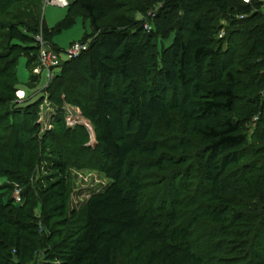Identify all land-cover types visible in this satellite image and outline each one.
Masks as SVG:
<instances>
[{"label":"trees","instance_id":"1","mask_svg":"<svg viewBox=\"0 0 264 264\" xmlns=\"http://www.w3.org/2000/svg\"><path fill=\"white\" fill-rule=\"evenodd\" d=\"M42 1L0 0V264H34L41 247L50 264H217L193 241L201 217L232 242L213 253L247 242L250 264H264V0H69L51 28ZM76 17L92 30L86 50L60 57L37 100L10 105L18 58L32 72L39 32L61 52L52 37ZM45 97L90 122L87 159L110 180L81 211L67 212V168L87 132L60 111L37 139ZM34 154L44 175L32 182Z\"/></svg>","mask_w":264,"mask_h":264},{"label":"rangeland","instance_id":"2","mask_svg":"<svg viewBox=\"0 0 264 264\" xmlns=\"http://www.w3.org/2000/svg\"><path fill=\"white\" fill-rule=\"evenodd\" d=\"M68 3L69 0H63ZM92 3H94V0H91ZM58 0H55L53 2L52 0H43L42 1V15L44 22L48 27H53L56 23L61 21L67 11V8L64 6H59L57 5ZM260 10L264 13V5L261 6ZM95 15H98V9L95 10ZM119 11L116 12L118 14ZM151 14H155V11H148L146 12V15L143 16V26L145 28V25L148 26V31H152L153 24L150 23V18ZM3 19H8L7 17H1ZM135 19H140L142 18V15L140 13H135L134 14ZM101 20L98 21V26L100 28H103V25H105L107 22L110 21V16L108 15L107 17L100 18ZM109 20V21H108ZM227 21L225 19L221 20V24L225 25ZM84 25V26H83ZM87 28V29H86ZM87 30L88 33V41L91 40L90 34H92V30L88 27V21H82V18L76 17L74 24L67 28L63 29L60 33L53 35L52 41L61 47L62 49L66 48L69 45L70 41H75V40H80L84 34V31ZM96 35V34H94ZM170 37L166 39L159 38L157 44L159 46H165L168 45L172 41L173 34L171 33L169 35ZM148 54V53H147ZM62 59L67 60L66 55L62 54ZM27 58L25 56H20L17 61V68H16V73H17V78H18V84L17 87L19 90H23L26 94L24 96H19L21 92L15 91L14 97L12 103L10 105H18V106H24L27 101H33L37 100L38 97H40L42 93V89L45 87L47 78H46V72L43 71L40 76H38V81L35 84H30V75L32 74L31 69L27 68ZM18 94V95H17ZM40 116L36 120V123L39 124V131H37V139H41L43 137V134L46 132L50 131L53 129L52 123L54 122L57 113L62 114L64 112L65 116V122L66 125L69 127L74 128V126H82L87 132V137L88 140L84 142L83 144L85 147L88 148L83 153L82 148L76 153V155L72 156L70 158V162L67 168V179L69 181L68 183V198H67V212H70L72 210L74 211H81L83 208L84 204L87 202L88 198L93 194L96 193L105 186L108 185L110 180L105 177V175L94 168L92 164L88 161L89 155H91V151L95 147V140L93 136V130L90 122L87 119H84L78 109L75 106L68 105L64 103L61 106L62 110H58L59 108L54 105L52 102H50L46 97L42 99L41 105H40ZM260 144V143H259ZM90 154H89V153ZM35 156V154H34ZM28 158H31L29 156ZM77 163V164H75ZM33 171L30 175V181H32V176L35 173L36 180H42L41 175H44L42 171H44V166H42L41 162H38V157L35 156L34 158V164H33ZM144 173V172H142ZM147 175V174H146ZM147 181V180H145ZM7 182V178L5 176L0 175V186L5 184ZM33 182V181H32ZM17 191V195L15 192ZM23 192V186L13 183V188L11 193H9V197L13 198L16 203H21L22 198H21V193ZM4 193V191H3ZM6 195V194H4ZM19 199H16L17 197ZM150 197L149 195L147 196L146 199ZM38 204V203H37ZM36 214L39 216L40 212V206L36 205ZM40 217V216H39ZM41 224V225H40ZM39 225L42 227V223L39 221ZM40 227V230H44ZM195 232H194V237L193 241L195 243L199 242L201 244H204L202 246V252L204 251L207 253L208 259H211L214 254H219V259H216L217 264H250L249 259H248V251L251 249L250 244L246 242L244 245L241 246H235L233 248V251H228L225 252L224 254L221 255V253H213L215 247H219V244L221 241H223L224 238H218L217 236L213 235V230L210 225L208 224L207 220L204 217H201V220L197 223L195 226ZM46 231V228L45 230ZM226 241H223L222 244L223 246L231 245V240L230 242L226 243ZM199 245V244H198ZM228 247V246H227ZM247 251V252H246ZM38 254L34 258V264H50L48 261L44 260V257L42 256V253L45 252L44 248H40L37 250ZM247 253V254H246ZM13 263L12 264H18L19 261H17L15 258H13ZM214 261V260H213ZM211 263V262H209ZM9 264V263H8ZM214 264V263H213Z\"/></svg>","mask_w":264,"mask_h":264},{"label":"built area","instance_id":"3","mask_svg":"<svg viewBox=\"0 0 264 264\" xmlns=\"http://www.w3.org/2000/svg\"><path fill=\"white\" fill-rule=\"evenodd\" d=\"M55 2V0H52ZM244 2H250V0H243ZM59 6H66L68 3L63 0H58L56 2ZM153 14H151L152 16ZM145 28L148 29V26L145 25ZM223 31H221L220 36L222 35ZM37 43L39 44V52H38V64L32 69L34 74H40L41 72H46L47 83L54 77V73L52 68L57 65L59 62L60 57L62 58V54L66 55L67 59H72L81 54L82 51L86 50L88 47V41L82 40H73L69 43V45L64 48L61 52H58L51 48L47 43L44 41L41 32L35 36ZM17 92H21V94H17L19 96H24L25 92L23 90H17ZM20 98V97H19ZM254 117L253 119H255ZM254 125H250V130L253 129ZM17 191L15 194L17 195ZM17 197V196H16ZM16 199H19L17 197Z\"/></svg>","mask_w":264,"mask_h":264},{"label":"crops","instance_id":"4","mask_svg":"<svg viewBox=\"0 0 264 264\" xmlns=\"http://www.w3.org/2000/svg\"><path fill=\"white\" fill-rule=\"evenodd\" d=\"M70 42H71V41H70ZM70 42H69V43H70Z\"/></svg>","mask_w":264,"mask_h":264}]
</instances>
